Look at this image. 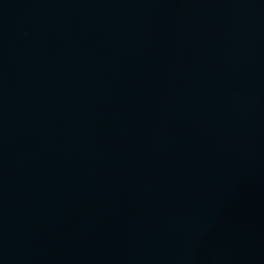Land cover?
I'll use <instances>...</instances> for the list:
<instances>
[{
    "label": "water",
    "instance_id": "1",
    "mask_svg": "<svg viewBox=\"0 0 264 264\" xmlns=\"http://www.w3.org/2000/svg\"><path fill=\"white\" fill-rule=\"evenodd\" d=\"M0 264H264V0H0Z\"/></svg>",
    "mask_w": 264,
    "mask_h": 264
}]
</instances>
